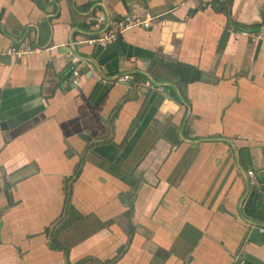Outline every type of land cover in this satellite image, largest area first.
<instances>
[{"label": "crops", "instance_id": "obj_1", "mask_svg": "<svg viewBox=\"0 0 264 264\" xmlns=\"http://www.w3.org/2000/svg\"><path fill=\"white\" fill-rule=\"evenodd\" d=\"M146 10L166 23L83 42L91 14ZM243 28L264 0H0V264H264V40Z\"/></svg>", "mask_w": 264, "mask_h": 264}, {"label": "built area", "instance_id": "obj_2", "mask_svg": "<svg viewBox=\"0 0 264 264\" xmlns=\"http://www.w3.org/2000/svg\"><path fill=\"white\" fill-rule=\"evenodd\" d=\"M89 23L91 27L98 31L95 35L84 39L83 42H86L91 45H100L106 46L108 44L118 41L121 36L128 30L133 28H142L149 29L154 24H165L166 19L163 18V14H153L150 11L146 10L143 14L131 13L123 15L120 18L110 20V23L105 28L106 16L103 13H94L89 16ZM105 28V29H104ZM242 35L249 36L253 41L255 40H264V32H249L247 30L241 31ZM58 46L50 47H41L39 45L31 44H13L6 49L5 53L11 56H14L19 59L28 57L32 53H41L49 51L50 53H57ZM73 67L72 73L75 77L74 82H78L79 69L76 66V61L72 59ZM132 76L130 74H123L118 76L116 81L125 82L131 81ZM144 86L150 90H164L163 86H157L151 81H144ZM249 175L252 177L253 181H256V175L254 171H249ZM261 232H264V228H259ZM241 264V263H238Z\"/></svg>", "mask_w": 264, "mask_h": 264}, {"label": "water", "instance_id": "obj_3", "mask_svg": "<svg viewBox=\"0 0 264 264\" xmlns=\"http://www.w3.org/2000/svg\"><path fill=\"white\" fill-rule=\"evenodd\" d=\"M217 8V7H216ZM126 15V14H125ZM106 16V15H105ZM106 24H105V28L108 26V24L110 23V20H112L111 18H109V17H106ZM104 28V29H105ZM244 30H248V29H244ZM66 50H68V47H66ZM123 75V74H122ZM121 76V75H120ZM116 78H118V77H116ZM148 80L149 81H151L153 84H155V85H157V86H165V85H167L166 83H159V82H157V81H155L152 77H149L148 78ZM124 83H129V81H125Z\"/></svg>", "mask_w": 264, "mask_h": 264}, {"label": "trees", "instance_id": "obj_4", "mask_svg": "<svg viewBox=\"0 0 264 264\" xmlns=\"http://www.w3.org/2000/svg\"><path fill=\"white\" fill-rule=\"evenodd\" d=\"M229 8V7H228ZM229 12V11H228ZM243 29H245V28H243Z\"/></svg>", "mask_w": 264, "mask_h": 264}]
</instances>
